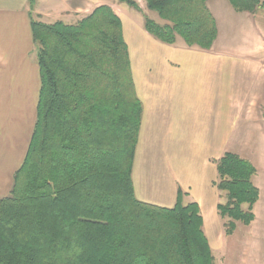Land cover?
<instances>
[{"label": "trees", "instance_id": "16d2710c", "mask_svg": "<svg viewBox=\"0 0 264 264\" xmlns=\"http://www.w3.org/2000/svg\"><path fill=\"white\" fill-rule=\"evenodd\" d=\"M209 0H119L142 13L156 40L208 50L217 29ZM254 12L263 0H229ZM40 90L28 152L0 199V264H214L196 203L139 201L132 167L142 104L119 16L109 5L73 24L31 21ZM218 216L231 235L249 225L256 169L225 152L215 161Z\"/></svg>", "mask_w": 264, "mask_h": 264}, {"label": "crops", "instance_id": "0c3cea01", "mask_svg": "<svg viewBox=\"0 0 264 264\" xmlns=\"http://www.w3.org/2000/svg\"><path fill=\"white\" fill-rule=\"evenodd\" d=\"M103 3L114 2L0 0V199L11 194L36 122L40 74L31 21L73 24ZM207 6L217 29L208 50L180 38L173 45L156 40L142 16L120 18L142 104L132 182L145 203L171 208L178 195L184 205L196 203L215 263L218 252L220 264H232L235 238L242 248L264 247V226L254 221L239 235L240 223L224 233L216 210L224 193L214 185L215 161L231 152L256 169L259 200L264 192V7L237 12L229 0Z\"/></svg>", "mask_w": 264, "mask_h": 264}, {"label": "rangeland", "instance_id": "374dc122", "mask_svg": "<svg viewBox=\"0 0 264 264\" xmlns=\"http://www.w3.org/2000/svg\"><path fill=\"white\" fill-rule=\"evenodd\" d=\"M108 1L114 2V3H103V4L113 5L112 9L121 19H125L127 17L135 18V19L139 18L140 16L143 17L142 13H139L138 11L134 10L133 8H130L125 3L119 2V0H108ZM137 4L139 5L142 12H144L148 17H150L154 20H158V18L156 17V15L154 13L149 12L146 9L145 3H137ZM57 21H61V22L65 23L64 18H59V19H57ZM261 145H264V143L262 142ZM262 167H264V164L262 165ZM253 214H254V219H255V220H253L254 225L255 226H264V192H262L261 199L254 206ZM223 223H224V221H223ZM242 229H244L243 224L240 223L238 228H237L238 235L240 234L239 232H241ZM235 241H236L235 242L236 244H235V248H233V253H232V257H231L232 261H230L232 264H242V263L246 262V260H247V264H264V247H262V248L260 247V249H255L252 246H249L248 248H242L241 247V241L237 238H235ZM214 255L216 256L217 264H220L221 255L218 252H216ZM214 264H216L215 261H214Z\"/></svg>", "mask_w": 264, "mask_h": 264}]
</instances>
